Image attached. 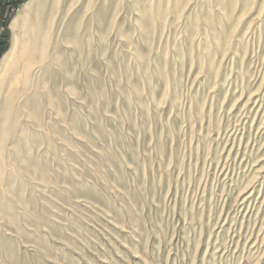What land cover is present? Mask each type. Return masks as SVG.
<instances>
[{
  "label": "rangeland",
  "instance_id": "rangeland-1",
  "mask_svg": "<svg viewBox=\"0 0 264 264\" xmlns=\"http://www.w3.org/2000/svg\"><path fill=\"white\" fill-rule=\"evenodd\" d=\"M12 46L0 264H264V0H0Z\"/></svg>",
  "mask_w": 264,
  "mask_h": 264
},
{
  "label": "bare ground",
  "instance_id": "bare-ground-1",
  "mask_svg": "<svg viewBox=\"0 0 264 264\" xmlns=\"http://www.w3.org/2000/svg\"><path fill=\"white\" fill-rule=\"evenodd\" d=\"M16 46H12V49L5 56V59L3 60V63L1 65V67H0V76L2 75V71H1L2 68L5 67V69H6L9 66V62L11 61V58L14 55V51H15Z\"/></svg>",
  "mask_w": 264,
  "mask_h": 264
}]
</instances>
